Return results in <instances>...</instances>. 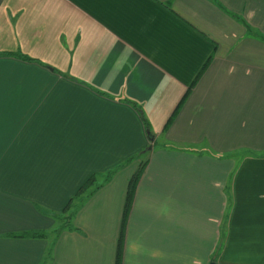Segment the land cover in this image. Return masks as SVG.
Wrapping results in <instances>:
<instances>
[{"label": "crops", "instance_id": "crops-1", "mask_svg": "<svg viewBox=\"0 0 264 264\" xmlns=\"http://www.w3.org/2000/svg\"><path fill=\"white\" fill-rule=\"evenodd\" d=\"M4 52L0 264H116L143 159L121 264H264V0H0ZM122 98L151 123L149 156ZM133 157L73 214L80 230L13 237L52 232L93 174Z\"/></svg>", "mask_w": 264, "mask_h": 264}, {"label": "trees", "instance_id": "trees-1", "mask_svg": "<svg viewBox=\"0 0 264 264\" xmlns=\"http://www.w3.org/2000/svg\"><path fill=\"white\" fill-rule=\"evenodd\" d=\"M0 55L1 56H12V55H15V54H12V53H9V52H4V53H0ZM17 55L20 56L21 58H23L24 60L35 61L34 59H32L29 56L24 55L22 53H18ZM211 60H212V57H209L207 59V61L205 62V64L200 69L198 75L193 80L192 84L189 86L185 96L183 97L182 101L178 105L177 109H175L174 113L172 114V116L168 120V122H167V124L165 126V130H167L170 127V125L173 123V121L175 120V118L178 115L182 105L185 103L186 99L191 94L193 88L195 87V85L199 81L200 77L203 75V73L207 69V67L210 64ZM49 68L52 69L51 66H49ZM120 100L131 104L138 111V113L140 114L141 119H142V121L144 123V126H145V129L147 131V135L149 137V140L151 141V145L147 146L141 153H139L135 157H138V156L146 157V155L149 156L150 153L152 152L154 146L156 145V141H155V136H154V132H153L151 123H150L147 115L145 114L143 108L138 103H136V102H134L132 100L126 99V98H122ZM143 154H145V155H143ZM135 157L128 159L124 164H121L118 167L107 171L106 173L93 174L81 186V188L77 191L75 196H73V198L70 200L68 205L61 212L53 214V216L57 219V221L58 220L61 221V225H60L59 228H55L52 232H48V231H45V230L25 232V233H22V234L13 235V237H19V238H48L51 235H55V236L59 235L64 229H73L74 227L71 225V222H72L73 214H74L75 210L71 214H68V212L73 208V205H75L77 202L79 203L78 204L79 206L84 204V202L87 201L95 193V191L98 188H100L103 184L109 182L112 179L113 175L116 173V171L118 169L122 168V166L126 165L128 162H130L133 159H135ZM148 161L149 160H147V159L142 160L141 166L133 174V176L131 177V179L129 181V185H128V189H127V193H126L125 204H124V209H123L122 220H121L120 235H119L118 246H117V260H116V264H121V262H122V255H123V248H124V241H125V233H126L127 222H128L131 210H132V206H133V202H134V199H135V193H136V190H137L138 183H139V181H140V179H141V177H142V175L144 173V170H145V167H146ZM60 216H62V217H60ZM76 229H79V228H76ZM49 256H50V252H48L47 258ZM216 257H217V255H215V257H214L215 259L213 258V260H216Z\"/></svg>", "mask_w": 264, "mask_h": 264}, {"label": "rangeland", "instance_id": "rangeland-1", "mask_svg": "<svg viewBox=\"0 0 264 264\" xmlns=\"http://www.w3.org/2000/svg\"><path fill=\"white\" fill-rule=\"evenodd\" d=\"M254 153V151L252 152H238L237 153V157H236V159H235V161L237 162V166H239V164L243 161L242 160V158H244L245 156H262L260 153L259 154H257V155H255V154H253ZM143 155H145V154H143ZM264 156V155H263ZM144 160V159H143ZM232 179H233V175H231V180H230V182L232 181ZM79 203L77 202L75 205H73V208L68 212V214H71L72 212H74V210H75V213H74V215L76 216V214L81 210V205L79 206L78 205ZM228 214V213H227ZM75 216H73V219H72V222H71V225L73 224V222H74V226H77L78 225V222L76 221V217ZM75 220V221H74ZM73 226V225H72ZM60 226H58V227H56V228H59ZM71 230H74V231H77V230H80V229H76V227H74L73 229H71ZM215 255H216V252H215V254H214V257H215ZM213 262L216 264V261L215 260H213Z\"/></svg>", "mask_w": 264, "mask_h": 264}, {"label": "water", "instance_id": "water-1", "mask_svg": "<svg viewBox=\"0 0 264 264\" xmlns=\"http://www.w3.org/2000/svg\"><path fill=\"white\" fill-rule=\"evenodd\" d=\"M210 264H215L214 262H211Z\"/></svg>", "mask_w": 264, "mask_h": 264}]
</instances>
